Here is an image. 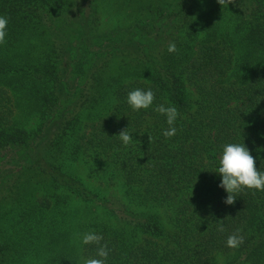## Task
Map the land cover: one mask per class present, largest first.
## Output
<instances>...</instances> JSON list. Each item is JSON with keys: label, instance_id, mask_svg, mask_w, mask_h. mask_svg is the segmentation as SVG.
Segmentation results:
<instances>
[{"label": "trees", "instance_id": "1", "mask_svg": "<svg viewBox=\"0 0 264 264\" xmlns=\"http://www.w3.org/2000/svg\"><path fill=\"white\" fill-rule=\"evenodd\" d=\"M0 16V264H82L89 231L107 264H264V191L228 205L215 172L243 142L264 171V0H0ZM135 88L151 108L127 105Z\"/></svg>", "mask_w": 264, "mask_h": 264}, {"label": "clouds", "instance_id": "2", "mask_svg": "<svg viewBox=\"0 0 264 264\" xmlns=\"http://www.w3.org/2000/svg\"><path fill=\"white\" fill-rule=\"evenodd\" d=\"M8 19L0 16V44L5 42L7 36ZM169 53L177 51L175 42L169 43L167 46ZM155 93L151 88H135L128 92L126 97L127 105L133 111L149 109L153 106ZM153 111L159 113L165 118L167 128L162 130V136L166 139L171 138L177 133V120L180 113L176 106L169 102L159 104ZM121 143L124 146L129 145L133 136L132 133L123 130L118 134ZM256 159L250 150L243 143H225L222 145V151L219 156L218 167L215 172L220 176L219 187L227 192L225 203L233 204L236 194L245 189H253L256 191H264V171L257 169ZM218 230L224 231L223 225H219ZM103 236L89 231L82 234L80 243L83 245L94 244L97 246L96 255L94 257H86L82 264H107L111 249L106 243H102ZM244 241L243 235L238 229L233 234L227 236L226 246L229 248H238Z\"/></svg>", "mask_w": 264, "mask_h": 264}]
</instances>
